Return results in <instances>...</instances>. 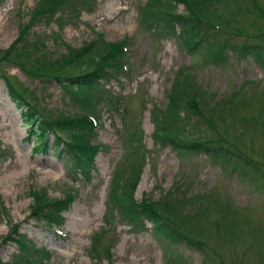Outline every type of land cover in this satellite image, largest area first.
<instances>
[{"label": "rangeland", "instance_id": "obj_1", "mask_svg": "<svg viewBox=\"0 0 264 264\" xmlns=\"http://www.w3.org/2000/svg\"><path fill=\"white\" fill-rule=\"evenodd\" d=\"M72 2L47 12L48 0H0V57L27 26L10 59L0 58V264H14L15 244L2 241L13 227L35 249L26 264H264V0H205L201 8L194 0L200 20L208 16L243 34H232L217 60L207 48L222 45L227 34L221 28L196 26L201 40L189 47L178 24L168 30L160 20L163 11L186 14L182 1L90 0L83 9ZM98 34L125 45L122 60L129 67L123 76L99 81L104 94L89 113L95 118L90 141L100 150L82 174L67 154L57 157L51 147L34 153L1 74L39 113L60 118L73 107L59 85L15 64L61 65ZM247 42L260 44L259 58L236 54L233 47ZM180 77L208 118L184 111L180 100L166 108ZM161 123L182 137L218 139L225 153H176L154 137L167 132L157 129ZM52 140L49 135L48 144ZM133 164L141 167L133 199L179 201L189 218L177 223L198 246L158 242L149 221L140 228L116 215L108 197L117 190L115 177ZM34 192L47 201L69 197L60 224L48 229L34 217Z\"/></svg>", "mask_w": 264, "mask_h": 264}, {"label": "trees", "instance_id": "obj_2", "mask_svg": "<svg viewBox=\"0 0 264 264\" xmlns=\"http://www.w3.org/2000/svg\"><path fill=\"white\" fill-rule=\"evenodd\" d=\"M88 1L90 0H75V2L70 4L82 7L83 9L87 7ZM175 1H182L187 6L186 14L163 11V15H160V20L166 25L168 24L166 26L168 30H174V27L178 24L180 32L183 35L184 44L192 47L201 40L200 37H196L198 32L196 26L206 23L213 28V24L208 16H206L207 19L204 21L198 18V13L201 11L195 12L197 7L194 0ZM66 2L67 0H48L47 12L52 9L57 10L58 7L66 5ZM198 2V6L201 8L205 0H198ZM44 6L46 5L42 3L41 7L44 8ZM35 12H40V7H36ZM26 28L27 26H24L20 29L16 39L3 51L0 58L10 59L12 49H14L13 46L23 40ZM97 37L95 40L71 50L70 57L66 60H61V65L50 61L27 67L21 61H18L16 64L14 63L27 75L37 77L39 80L53 79L59 85L61 91L73 107L70 109L71 111L63 112L60 118L52 117L51 115L48 117L45 114L39 113L25 99L21 91L22 89L20 87V90L16 89L8 82L5 74H1V78L7 87L9 99L20 110L21 123L26 125L27 129L25 139L32 140V150L34 153L46 152L51 147L57 157H62L65 154L69 155L72 163L82 174H87L93 168L94 156L98 150V146L90 142L92 124L85 115L86 112H92L95 105L97 106V103L103 97L104 92L101 90L102 85L99 81L104 78L111 79L116 78L118 75H124L122 72L123 51L121 44L113 41L104 42L101 34H98ZM230 37L231 35L223 37L222 45L217 48H214V44L208 45V55L215 60L221 58L222 51L225 48L224 44L229 41ZM233 49L239 56L252 55L255 58L260 57L257 52V49H260V44L247 42L233 47ZM33 55L35 56V54L31 53V56ZM14 57L18 60L20 59L18 53H15ZM260 58L264 62V43ZM64 71L67 73L64 74ZM178 100L182 101L184 111L199 116H202L203 113V117L208 118L206 116L207 112H202L205 106L201 105L197 96H194L190 86L183 82L181 77L180 80L175 79L167 93L166 108L168 110L177 108ZM109 101H114L112 96L109 98ZM114 110H116L115 107ZM157 129H160V131L167 130V132H160L154 137L161 140L160 142L168 143L176 153L188 152L197 154L208 150L209 152H214L213 157L215 156V152H217V155L225 153V151L221 150L222 144L217 143L218 139L182 137L178 132H170L163 123ZM49 135L53 136L51 144H48ZM135 142L139 145L140 133L136 134L135 139L132 140L134 146ZM209 146L211 149H209ZM140 169L141 167L135 170V166H128L124 171V177H115L114 183L117 190L112 191V195L108 199L110 207L116 212V215L122 220L140 228L143 227L145 221H149L151 223L152 235L158 242L171 244L183 241L192 246L194 244L198 246L201 242L183 231L179 223H177L179 220L189 218V216L180 211L179 201H174L169 195H164L159 201L146 197H143L140 201L133 199V191L139 178ZM33 195L36 203L32 206L31 213L34 217L42 218L47 224H59L61 217L58 213L67 207L69 197L64 195L61 200L53 199L47 201L44 197L38 196L36 192ZM14 231L13 227L10 229V233L6 237H3L2 241L11 240L15 244L17 253L11 260L14 264H26L28 257L34 255L35 249L31 247L30 242L25 239L24 235L14 234ZM105 253L109 258V247L105 248Z\"/></svg>", "mask_w": 264, "mask_h": 264}]
</instances>
